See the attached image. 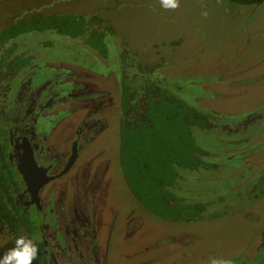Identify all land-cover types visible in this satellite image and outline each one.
I'll return each mask as SVG.
<instances>
[{
	"label": "rangeland",
	"instance_id": "374dc122",
	"mask_svg": "<svg viewBox=\"0 0 264 264\" xmlns=\"http://www.w3.org/2000/svg\"><path fill=\"white\" fill-rule=\"evenodd\" d=\"M51 11L96 14L117 33L113 42L107 37L106 62L77 39L52 31L26 34L18 48L34 61L3 81L5 101H13L26 75L31 93L47 97L44 103L25 98L30 114L24 121L43 126L41 134L58 149L57 167L67 162L74 137L82 145L77 165L40 191L51 196L55 185L73 184V208L63 197L54 203L60 215L71 211L70 224L51 241L59 264H264V1L179 0L170 9L161 0H0V26ZM124 41L135 51L131 60L156 68L152 77H165L188 103L213 108L220 122L193 130L205 159L216 166L181 169L173 187L191 202L209 203L201 219L162 218L125 183L118 161ZM99 102L103 108L92 112ZM245 118L251 119L248 129ZM45 212L48 221L53 212ZM14 246L15 239L0 232V256Z\"/></svg>",
	"mask_w": 264,
	"mask_h": 264
},
{
	"label": "trees",
	"instance_id": "16d2710c",
	"mask_svg": "<svg viewBox=\"0 0 264 264\" xmlns=\"http://www.w3.org/2000/svg\"><path fill=\"white\" fill-rule=\"evenodd\" d=\"M230 1L250 5L264 0ZM36 31H52L77 39L95 50L105 62L109 57L107 37L110 36L113 42L112 37L117 34L113 25L96 14L69 11L31 13L0 26V116H9L4 108L9 87L3 81L17 77L34 61L32 54L19 50V41L27 40L25 36ZM125 42L126 48L120 57L123 75L118 148L125 183L138 202L162 218L174 221L201 219L209 203L191 202L173 187L182 176L181 169L196 171L216 166L205 159L207 150L198 143L193 130L210 129L217 121L211 111H206L208 109L194 106L177 95L165 84V77H152L156 68H144L137 59L131 60L130 54L134 55L135 51L131 52ZM41 43L47 46L53 42L42 40ZM132 66L133 73L130 72ZM26 82L16 87L17 98H23L22 88L30 83ZM100 106L98 104L96 108ZM7 138L8 130L0 126V232L9 233L15 240L21 235L30 239L28 236L38 233V220L34 211H24L16 197L22 189V178L17 176L18 171L6 157ZM259 181L264 184V175ZM32 264L48 263L38 251Z\"/></svg>",
	"mask_w": 264,
	"mask_h": 264
},
{
	"label": "flooded vegetation",
	"instance_id": "af4514ba",
	"mask_svg": "<svg viewBox=\"0 0 264 264\" xmlns=\"http://www.w3.org/2000/svg\"><path fill=\"white\" fill-rule=\"evenodd\" d=\"M21 74H23V73H21ZM29 77H30L29 75L24 76L25 80H22V82L19 83L18 86L19 85L21 86V84L23 82L29 81L30 80ZM18 86H16V87H18ZM32 86H33L32 82H30L28 86H25L22 88V91L24 93L23 98H17L18 92H17L16 87H15V93H14L13 101L10 100V101L4 102V108L8 111L9 116H7V117L0 116L3 118V119H0V126H3L4 128H6L8 130V138L7 139H8L9 145H8V150L6 153V157L8 159V162L11 164L12 167L16 168V171H18L17 176H21V178H22V183H21L22 189H21V191L17 192L16 197L19 200V202L23 205L24 211H25V209H29L31 212H33L34 211L33 208H34L38 212V213H36L38 225H39L38 237H37V234H36V236H28V237L31 240H33V242L37 246L38 251L41 252V255L46 259L48 264H59V261L57 259V255H56V250H55L56 248L53 245H51V241L56 236L55 234L58 233L60 227L64 228V225L68 221V219H67L68 216L70 217L71 211L68 212L66 209L65 214L60 215L58 210L54 207V203H55V200L57 198H59V200H61L63 197V201H64L66 207L68 204H71L72 201L74 200V194L72 191L73 184L70 181V185H68L66 183L61 184V186L59 184L55 185V188H54L51 196H47L46 194L41 195L40 191H41V188L44 185L48 184L52 179H54L55 177H59V176L61 177L62 175L69 173L75 167V165H77L76 163H78V158L80 156V149L79 148L82 147V145L81 144L79 145V141L77 140L76 137H74L71 144H70L69 157H68L67 162L62 167H57L56 164L58 161L57 160L58 159V149L51 147V145L47 141V135L44 137L41 134L43 131V129H42L43 126L42 127L40 126V123L38 122L37 119H34L33 123H29V122L25 123V121H24L27 114H30V112L27 110V108L24 104L25 98L29 99L31 97L30 101H37V102H41V103H44V101L47 99V97L45 99H42L40 97V95L42 93H38L37 89L34 93H31ZM45 94H46V96H48V98L50 97L49 93L45 92ZM2 104H3V102H2ZM98 104H100L101 106L99 108H96V106ZM85 106H86V104H85ZM96 106L92 110V112L96 111V110H100L101 108H103L104 103H102V102L96 103ZM205 106L201 102L199 107L202 109H208V111L212 112L213 108L212 109L206 108ZM81 107L84 108V106H81ZM85 110L86 109H84L83 112H85ZM92 112L88 111V109H87V115H91ZM250 120H247L245 118L246 122H244V124L247 126L246 129L251 127V126H249V122H251ZM257 120H259V119H257ZM216 121H217L216 126H219L220 122L218 120H216ZM254 125H255L254 129H255L259 126V123H256ZM246 129H244V130H246ZM28 143L32 147L31 148L32 153H33L32 155H33V158H34L36 165L39 167L45 168L46 174H47V176H49V179L47 180V182H45L41 186V188L39 189L38 203L35 201H32L28 185H27L26 181L24 180L21 172L18 169V165L23 163V156H22V154L24 152L23 146L28 145ZM72 156H73V161H72L71 165L66 169L67 165L69 164V162L72 159ZM44 206L46 207L45 210L43 209ZM71 206L73 208L74 204H71ZM51 207H53V208L51 209ZM46 210L53 212L52 216L50 213L49 217L51 219H48V221H46L44 219L45 214H46V212H45ZM68 210H71V209H68ZM74 222H75V220H73L71 222V224H73ZM68 223H69V221H68ZM64 231H66V229ZM94 233L95 232L93 231V232H90V234H89L93 239L95 237ZM48 244L50 245L49 249H46L43 247L44 245H48ZM101 246H102L101 244H98L97 249Z\"/></svg>",
	"mask_w": 264,
	"mask_h": 264
},
{
	"label": "clouds",
	"instance_id": "9594fccd",
	"mask_svg": "<svg viewBox=\"0 0 264 264\" xmlns=\"http://www.w3.org/2000/svg\"><path fill=\"white\" fill-rule=\"evenodd\" d=\"M178 4L179 0H161L164 8L175 9ZM37 252L38 249L33 240L21 235L15 240V246L0 256V264H32ZM213 264H221V262L214 260Z\"/></svg>",
	"mask_w": 264,
	"mask_h": 264
},
{
	"label": "water",
	"instance_id": "95a60500",
	"mask_svg": "<svg viewBox=\"0 0 264 264\" xmlns=\"http://www.w3.org/2000/svg\"><path fill=\"white\" fill-rule=\"evenodd\" d=\"M23 148V163L18 165V169L28 185L32 201L38 203L39 189L45 182H47L49 176H47L45 168L36 165L32 155V147L29 143L28 145L23 146ZM72 161L73 156L66 169L71 165Z\"/></svg>",
	"mask_w": 264,
	"mask_h": 264
},
{
	"label": "crops",
	"instance_id": "0c3cea01",
	"mask_svg": "<svg viewBox=\"0 0 264 264\" xmlns=\"http://www.w3.org/2000/svg\"><path fill=\"white\" fill-rule=\"evenodd\" d=\"M69 12H74V11H69Z\"/></svg>",
	"mask_w": 264,
	"mask_h": 264
}]
</instances>
